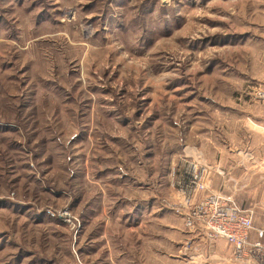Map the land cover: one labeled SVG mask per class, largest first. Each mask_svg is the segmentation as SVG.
Masks as SVG:
<instances>
[{"label":"rangeland","instance_id":"374dc122","mask_svg":"<svg viewBox=\"0 0 264 264\" xmlns=\"http://www.w3.org/2000/svg\"><path fill=\"white\" fill-rule=\"evenodd\" d=\"M260 156L264 0H0V264H195Z\"/></svg>","mask_w":264,"mask_h":264},{"label":"built area","instance_id":"2783aa9c","mask_svg":"<svg viewBox=\"0 0 264 264\" xmlns=\"http://www.w3.org/2000/svg\"><path fill=\"white\" fill-rule=\"evenodd\" d=\"M208 173L206 169L194 170L191 174L190 187L182 192L181 208L176 211L182 216L184 226L191 232L185 240L188 245L195 237L211 243L223 239L234 252L243 254L264 253V244L248 240L252 229V219L248 213L238 208L229 198L207 191ZM197 193H202L196 198ZM54 216L53 213H50Z\"/></svg>","mask_w":264,"mask_h":264},{"label":"crops","instance_id":"0c3cea01","mask_svg":"<svg viewBox=\"0 0 264 264\" xmlns=\"http://www.w3.org/2000/svg\"><path fill=\"white\" fill-rule=\"evenodd\" d=\"M252 163H254L252 174L255 175L254 179L258 178V188L254 183L251 192V177H248L249 181L247 182V175L252 171L251 158H249L248 162H244L245 177L241 207L252 219V229L249 231L248 240L250 242L259 241L264 244V156L258 157ZM224 197L236 204L231 196ZM193 244L196 251L191 258L194 259L195 264H264V253H248L238 256L233 247L223 239H216L209 243L203 238L195 237ZM186 258V256L182 258L179 264H187Z\"/></svg>","mask_w":264,"mask_h":264}]
</instances>
